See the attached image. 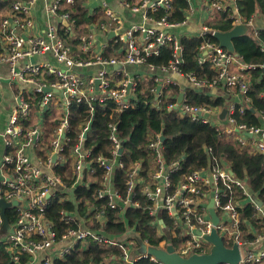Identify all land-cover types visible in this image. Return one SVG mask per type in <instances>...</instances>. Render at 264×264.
I'll list each match as a JSON object with an SVG mask.
<instances>
[{"label": "built area", "instance_id": "2783aa9c", "mask_svg": "<svg viewBox=\"0 0 264 264\" xmlns=\"http://www.w3.org/2000/svg\"><path fill=\"white\" fill-rule=\"evenodd\" d=\"M7 1L0 0V3ZM37 1H17L2 13L0 19V65L9 66L7 85L13 96L12 109L6 112L2 106V85L5 83L0 79V200L18 203L9 208L17 214V221L14 224L9 222L14 232L8 231L4 236L0 235V244L7 246L18 264H21L25 253L32 257L28 264H36L40 255L49 251L62 260L78 243L86 247L90 242L121 249L123 255L117 261L119 264H135L144 259L154 264H163L147 254L134 257L133 251L138 248L134 238L119 241L94 232L85 226V220L77 212L62 211V221L74 223L78 228L67 230L58 240L56 231L45 215L52 200L60 195L61 202L68 201L69 194L76 192L79 187L97 182L93 177L95 170L90 166L92 161H89L92 151L91 148H86L87 139L92 133L91 122L81 126L76 143L69 135L72 102L86 103L91 113L94 112L93 103L106 107L108 102H112L118 112L129 110L136 98L131 96L136 83L125 74L124 81L115 86L111 77L120 74L124 67L144 66L149 71L160 74L156 76L157 90L153 91L157 99L163 95L161 90L178 84L174 77L188 81L200 92L226 96L228 102L224 107L190 105L183 98L181 103L177 100L170 104L169 109H177L181 117L190 118L193 122L210 125L222 137L235 141L239 148L250 154L264 156V112L258 114L262 123L258 127L241 123L237 117L253 109L249 86L252 72L258 66L247 63L237 53L232 54L221 48L219 43L212 42L210 37H214L217 30L208 24L216 15L225 13L229 15L232 28L247 25L250 28L247 36L257 38L259 32L264 30V15L251 19L243 17L238 0H199L202 13L200 28L195 35H190L180 32L189 24L196 0H189L190 9L183 22L169 20L175 12L176 0H142L136 4L123 0L122 5L133 13L141 14L144 23L133 24L124 30L122 18L104 5L102 8L106 22L99 26L89 24L86 31L79 35L77 45L82 53H90L100 33L113 32L118 41L126 44L123 56L105 58L100 53L92 59L80 60L72 47L65 44L57 26L47 24L44 34L39 32L32 15V7ZM46 2L45 10L62 24L67 22L68 25L65 26L73 35L75 31L72 26L75 22L69 12L62 11L72 0ZM160 12L164 14L163 17L156 18ZM184 36L203 40L198 64H210L215 74L212 80H201L194 73L182 70L184 59L180 38ZM167 46H172V59L167 66L155 67L150 59L159 57L162 48ZM48 53L54 56L56 65L34 61ZM24 61L27 63H22ZM116 66L119 69L108 70ZM91 67H100L97 76L85 78L77 71ZM49 76L55 79L51 81ZM45 89L50 91L45 92ZM59 92H62V98L57 96ZM224 109H227V114L222 119ZM48 111L51 114L59 111L60 114L56 112L59 117L57 127L46 138L47 127L35 125L34 118ZM2 122L5 123L3 128ZM117 124L118 122L110 120L108 125L110 157L102 155L96 161L104 172L97 200L106 201L111 209L121 208L123 211L130 206L141 208L142 201H145L146 206L143 208L151 217L153 227L158 229L159 236L163 238L160 245L156 246L158 248L174 245L173 242H176L175 251L184 257L209 254L212 244L206 240V236L216 229L227 247L231 248L234 244L239 246L242 254L239 264H264V233H259L250 221L241 220L240 210L253 207L255 213L257 211L256 217L264 225V203L254 193L249 179L238 178L224 158L208 150L207 153L211 156L208 167L186 174L174 183L173 176L181 170L182 160L167 163L164 142L161 140L163 134H150L147 149L152 157L154 167H151L154 171L145 176L144 163L135 162L128 173V189L124 198L114 183L115 171L126 168L120 159L125 151ZM30 149L35 150L36 160L31 157ZM56 170H61V173L57 174ZM66 179L72 180V184L68 185ZM257 200L262 204L259 205ZM211 201L220 219L217 226L209 216L208 205ZM255 213L251 218L255 217ZM165 215L170 220L169 225L165 222ZM2 224L1 216L0 230ZM135 232V229L128 231ZM250 235H254V239H246ZM33 236L40 237V240L33 239ZM171 239L173 240L170 242ZM145 243L148 247H155L148 240ZM50 263V258L46 257L45 264Z\"/></svg>", "mask_w": 264, "mask_h": 264}, {"label": "trees", "instance_id": "16d2710c", "mask_svg": "<svg viewBox=\"0 0 264 264\" xmlns=\"http://www.w3.org/2000/svg\"><path fill=\"white\" fill-rule=\"evenodd\" d=\"M29 0H8L0 3V19L2 13L10 8L15 2ZM88 0H72L71 3L65 5L62 11L71 14L73 22H75L74 36H71L69 28L64 24H60L58 28L59 35L66 45L74 48L78 45L79 35L86 31L84 26L92 23H105L104 15H100L97 10L91 15L85 7ZM240 13L243 17L251 19L257 14L264 15V0H238ZM175 12L170 16L172 22H183L187 17V11L190 9L189 0H176L174 2ZM160 12L155 17H163ZM228 14H219L215 18L221 17L225 22L218 24L209 21L211 28L227 32L232 29L231 21ZM228 20V21H227ZM73 38V39H72ZM212 42L218 43L214 37H210ZM203 40L198 37H181L180 44L183 48L182 70L185 73H194L201 80H212L215 76L210 68V64L201 66L198 64L200 47ZM236 53L240 55L247 63L257 65L258 68L252 72L250 79L249 95L252 99V108L244 115H238V121L253 126L262 125L258 116L260 112H264V30H261L257 38L251 36H243L234 40ZM124 46V42H111L105 58L111 57L116 49ZM74 50V49H73ZM172 46L162 48L161 55L150 59L155 67L161 68L167 66L172 59ZM85 58L83 54L79 55V59ZM87 60V59H86ZM157 87L154 80L138 81L136 88L137 99L133 102V107L123 111L118 120V134L123 141L125 154L120 158L125 163V169H117L114 174V183L116 188L122 193L124 198L128 189V173L133 168L135 162L142 161L146 168L145 176L153 171L151 167L152 157L148 152L147 145L150 134H163L166 140L163 143L164 156L167 163L182 160L181 170L173 176L174 183L181 180L186 174L193 171L206 168L209 165L210 153L224 158L230 165L234 174L242 179H249L252 189L264 203V156L250 154L236 144L232 140H227L216 132L210 125L199 122H193L190 118L181 117L177 109H169L170 104L176 103L178 96L184 93V101L187 104L195 106H215L224 107L228 98L226 96L214 95L212 92H200L195 88L182 90L179 84L170 86L164 90L163 97L158 102L157 97L153 93ZM210 91V90H209ZM94 112L91 113L90 107L86 103L72 102L70 108L71 130L70 136L74 143L77 142L78 133L84 123L91 122L92 133L86 142V148H91L92 156L89 161L91 168L95 170L94 179L97 182L79 187L76 192L70 195L68 201L61 202V196L54 198L46 211V218L53 226L57 233L58 240L71 228H78L74 223H65L61 219L62 211L77 212L79 216L85 220V226L94 232L104 234L110 239L123 240L130 229H135L137 233L148 240L153 246H159L162 237L159 236L153 227L152 219L143 207L146 202L142 201L141 208H132V206L124 209H111L106 201L96 199L98 190L104 176L103 170L96 163L99 156L110 157L111 142L109 141V123L110 112L116 108L112 102H108L106 107H102L100 103H93ZM28 127V124H26ZM57 122L47 120L46 138L54 132ZM57 174L61 170H56ZM72 180L66 179L68 185L72 184ZM245 207L241 212V220L250 221L255 229L264 233V225L262 221L256 217L253 207ZM255 213V217L251 215ZM7 218L11 224L17 221V214L12 209H8ZM102 217L101 219L99 217ZM165 222L169 225L170 220L165 215ZM243 229V226H242ZM0 235L2 232L0 231ZM1 237V236H0ZM33 239L40 240V237L33 236ZM246 239H254V235H250ZM173 239L169 240L170 242ZM176 245V242H173ZM41 262L45 264V258H50V264H119L123 252L117 247H109L94 242L84 246L78 243L76 247L64 259L60 260L54 257L50 251L41 254ZM32 257L25 253L22 255L21 264H28ZM0 264H18L13 260V255L7 246L0 244ZM37 264V262H36ZM135 264H154L148 259L141 260Z\"/></svg>", "mask_w": 264, "mask_h": 264}, {"label": "crops", "instance_id": "0c3cea01", "mask_svg": "<svg viewBox=\"0 0 264 264\" xmlns=\"http://www.w3.org/2000/svg\"><path fill=\"white\" fill-rule=\"evenodd\" d=\"M198 1L199 0H196V2H195L196 3L194 6L195 10H194V13L190 17L189 24L181 30V32H180L181 34L195 35L198 32V30L200 28V24H201V17H202L201 16L202 13H201V9H200V6L198 4ZM122 2H123V0H88L85 7L88 9V11L90 12L91 15L95 14V12L97 10H99L98 13L100 15H104V10L102 7L104 5H107L109 8L113 9L122 18V20L124 21V30L130 28V26L133 24L144 23L141 14H136V13H133L130 10L126 9L122 5ZM128 2H130L132 4H136V3H141L142 0H128ZM46 6H47L46 0H38L34 4V6L32 7V15L34 16V18L37 22V28H38L39 32L42 34H44V32H45L47 24H53V25L57 26L58 28L60 27V24H62L58 19L54 18L51 14H49L45 10ZM257 15H260V14H257ZM259 19H258V24H259ZM225 21L226 20H222L221 17H219V18H215L214 22H215V24L216 23L221 24ZM95 24H97V23H95ZM72 28H75V26H72ZM82 28H87V26H84ZM110 34L111 33H108V34H101L100 33L97 37V40L95 41V44H94L95 46L90 51V53H87V54L79 51L77 45H75L73 48L75 56L79 59V55L83 54L85 58H81L80 60H86V59H92L97 54L102 53L103 54L102 56L104 57V55H106L108 49L110 48L111 42H114V43L120 42L115 37V35L113 37H111ZM74 35H76L75 32L73 35L71 34V36H74ZM184 37H188V36H184ZM125 45L126 44L124 42V46L119 48V49H116L114 51V53H112L111 57L123 56L124 50H125ZM34 61L36 63L49 62V63L55 64V65L57 64L56 59L54 58V56L51 53H48V54H46L40 58H36ZM22 63H27V61H24ZM99 70H100V67H91V68L81 69V70H77V71L81 76H83L85 78H90V77L97 76ZM108 70L113 71L116 69L114 68V69H108ZM119 73L120 74H115L111 77V79L113 80V84L115 86H119L124 81V79L126 78L125 74H127L128 75L127 78H129L134 83H136L137 86H138V81L154 80V82H156V76H160V74H158L156 72L149 71V69L147 67H144V66H142V67L127 66V67L122 68ZM8 78H9V66L6 64H1L0 65V79L3 80L5 83L2 85V92H3L2 106L6 112H9V110H11L12 106H13V100H12L13 96L11 95V92H10L8 85H7ZM48 79L52 81L55 78L53 76H49ZM178 84L181 86L182 90L194 88L188 81H186L184 79H178ZM137 86L135 88H132V91H131V96L136 97L135 100L137 99V95H136ZM159 87H161V86H159ZM161 91L164 92V90H161ZM57 96L62 98V96H63L62 92L57 93ZM155 96H156V94H155ZM162 97H163V95H162ZM178 98H179V96H178ZM160 100L161 99L159 98L157 101L160 102ZM227 102H228V100H227ZM56 112H58V114H60L59 111H56ZM56 112L51 114V111H48L45 114H39L38 117L34 118L35 125H38L39 127L42 126V128H44V126L47 127L48 117H49L50 122H52V123L56 122L59 118L56 115ZM120 114H121V112H118L117 109H114L110 112V119L112 121L118 122ZM1 127L2 128L5 127L4 122L1 123ZM227 140H230V139H227ZM29 153H30L31 157L33 158V160H36L37 156H36L35 150L30 149ZM0 158H1V152H0ZM151 165H152V163H151ZM152 166L154 167V165H152ZM153 171H154V168H153ZM0 218H1V214H0ZM42 256L43 255H40V259L37 261V264H39L41 262Z\"/></svg>", "mask_w": 264, "mask_h": 264}, {"label": "water", "instance_id": "95a60500", "mask_svg": "<svg viewBox=\"0 0 264 264\" xmlns=\"http://www.w3.org/2000/svg\"><path fill=\"white\" fill-rule=\"evenodd\" d=\"M65 25H68L65 22ZM250 31V28L247 25H238L233 27L231 30L227 32L216 31L214 34V38L218 41L219 46L221 48L226 49L228 52L232 54H236V49L234 45V40L243 36H247ZM115 34L112 32L110 34L113 37ZM115 69H119L118 66ZM178 80L177 77H174ZM99 81H96V86L98 87ZM158 90H161V87H158ZM49 89H45V92H49ZM184 94L181 93L179 95V103L183 101ZM227 114V109H224L221 113V118L224 119ZM87 135H85L86 137ZM165 136L161 137V140L165 141ZM53 161H56V156L53 157ZM85 168V164H83V170ZM258 204L261 205L262 202L257 200ZM18 203H7L4 200H0V214L3 218V224L1 227L2 235L4 236L8 231L13 233L14 230L10 227L9 220L7 218V210L11 206H16ZM209 216L212 219L215 226L219 224V217L214 209L213 201L208 205ZM162 226L163 223L160 222ZM134 238L138 243V248L133 251L134 257L149 255L155 257L157 260L162 262L163 264H239L241 261V250L237 244H234L231 248L227 247L222 236L218 235L216 229L213 230L212 234L206 236V240L212 244V249L209 254H193L190 257H184L175 251L174 245H168L166 249L147 246L143 238L139 233H127L125 235V239Z\"/></svg>", "mask_w": 264, "mask_h": 264}, {"label": "rangeland", "instance_id": "374dc122", "mask_svg": "<svg viewBox=\"0 0 264 264\" xmlns=\"http://www.w3.org/2000/svg\"><path fill=\"white\" fill-rule=\"evenodd\" d=\"M211 21L214 22L215 21V18L212 19ZM156 231H157V233L159 232L158 230H156ZM165 247H166L165 245L161 246L162 249H164Z\"/></svg>", "mask_w": 264, "mask_h": 264}]
</instances>
